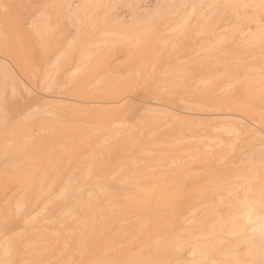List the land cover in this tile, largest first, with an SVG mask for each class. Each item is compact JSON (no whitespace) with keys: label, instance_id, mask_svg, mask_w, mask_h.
<instances>
[{"label":"bare ground","instance_id":"bare-ground-1","mask_svg":"<svg viewBox=\"0 0 264 264\" xmlns=\"http://www.w3.org/2000/svg\"><path fill=\"white\" fill-rule=\"evenodd\" d=\"M109 1L0 0V264H264V0Z\"/></svg>","mask_w":264,"mask_h":264},{"label":"rangeland","instance_id":"rangeland-1","mask_svg":"<svg viewBox=\"0 0 264 264\" xmlns=\"http://www.w3.org/2000/svg\"><path fill=\"white\" fill-rule=\"evenodd\" d=\"M115 1V2H114ZM130 1V0H129ZM129 1H120V0H111V2L109 1V4H107L108 6H111V5H113V3H114V5H116V6H114V9H111L112 11H111V14L113 15V16H119V18H121V17H123V18H121V19H124L125 18V20H127L128 19V17H129V8L130 7H128L127 8V6H130L131 5V3L132 2H130L129 3ZM144 1V3L146 4V6H147V9L148 10H150V11H152V10H155L157 7H158V5H159V7H162L163 5L162 4H157L158 2H157V0H143ZM117 2H119V4H120V7H119V4L117 3ZM112 3V4H111ZM111 4V5H110ZM127 4V5H126ZM122 5V6H121ZM117 7V8H116ZM125 7V8H124ZM164 7V6H163ZM129 9V10H128ZM119 10V11H118ZM125 11V12H124ZM123 14V16H122V14H121V16L119 15V14ZM128 16V17H127ZM153 46L155 45L154 43L152 44ZM152 46V47H153ZM151 47V48H152Z\"/></svg>","mask_w":264,"mask_h":264}]
</instances>
